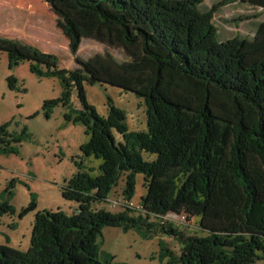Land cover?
<instances>
[{
  "label": "trees",
  "instance_id": "trees-1",
  "mask_svg": "<svg viewBox=\"0 0 264 264\" xmlns=\"http://www.w3.org/2000/svg\"><path fill=\"white\" fill-rule=\"evenodd\" d=\"M203 1L44 0L64 24L73 55L85 38L116 42L140 56L124 70L126 76L112 79L123 87L130 78L141 88L136 96L147 106V130L129 131L126 113L110 98L107 117L100 116L85 92L97 80L56 66L54 55L39 54L50 62L46 71L35 65L32 71L58 79L64 89L60 99L43 104L44 114L50 117L60 105L69 108L77 95L80 109L65 118L83 124L88 141L81 146L82 158L100 160V175L79 170L64 184L63 198L77 203L71 215L38 212L32 196L20 215L37 211L30 247L0 245V264H110L100 260L98 245L106 227L179 241V255L166 249L172 264L264 261V24L252 41L236 36L223 42L212 22L215 9L201 10ZM224 1L264 10V0ZM9 52L11 68L27 58L17 48ZM184 81L197 85L198 93L195 87L184 89ZM8 82L10 89L16 87L14 77ZM203 88L209 92L204 99ZM214 93L226 106L223 111L209 104ZM230 116L237 122L227 120ZM25 136V130L14 135L9 124L1 125L0 155L16 154ZM139 175L146 190L139 209H97L122 177L123 198L134 199ZM10 186L8 200L14 180ZM13 211L9 201L0 203V218ZM171 214L196 220L202 236L186 237L165 220Z\"/></svg>",
  "mask_w": 264,
  "mask_h": 264
},
{
  "label": "rangeland",
  "instance_id": "rangeland-1",
  "mask_svg": "<svg viewBox=\"0 0 264 264\" xmlns=\"http://www.w3.org/2000/svg\"><path fill=\"white\" fill-rule=\"evenodd\" d=\"M224 3V0H204L200 5L201 10L210 12L215 9L212 22L218 31V38L223 42L236 36L243 41L255 39L258 29L264 24V10L240 1ZM63 28L64 24L44 0H0V126L9 124V131L14 135L26 131L16 154L0 156V203L9 201L14 210L12 214L0 218V245L21 251L30 247L36 212L74 213L77 203L63 198L62 187L79 170L99 176L101 165V161L94 157L85 161L82 158L81 146L88 141L83 124L66 121V113L81 106L75 93L69 108L60 105L50 111V117L44 114L43 104L60 99L64 89L58 79L40 78L32 71V65L46 71V63L50 62L39 54L54 55L57 57L56 66L82 72L97 80L95 86H86L85 92L88 102L100 116L107 117L110 98L117 108L126 113L129 131L147 130V106L136 96L141 88L135 85L136 82H130V78L124 88L116 86L117 81L112 79L116 74L121 78L126 76L124 70L137 64L140 56L116 42L85 38L76 55H73ZM12 48H17L27 58L11 68L8 57ZM10 77L17 81L14 89L9 87ZM189 86L195 87L198 93L197 85L184 81V89ZM205 91L200 94L202 99L209 94ZM218 95L212 94L209 104L223 111L226 106ZM172 99L176 100L175 97ZM227 120L237 122L232 116ZM115 138L120 140L117 134ZM143 157L147 159L145 154ZM13 180L14 195L8 200L6 190ZM124 184L125 177H122L107 203L97 205V209L121 212L126 206L122 203ZM143 184V177L137 176L136 193L132 199L136 209L146 195ZM32 196L37 203V211H30L21 217ZM166 218L186 237L202 236L196 220L188 222L182 217L173 219L171 215ZM151 222L157 225L156 220ZM102 233L98 241L100 260H109L110 264H172L173 258L166 249L177 256L182 247L179 241L160 233L146 237L144 231L125 232L122 228L110 227L103 229ZM257 264H264V261L260 260Z\"/></svg>",
  "mask_w": 264,
  "mask_h": 264
},
{
  "label": "built area",
  "instance_id": "built-area-1",
  "mask_svg": "<svg viewBox=\"0 0 264 264\" xmlns=\"http://www.w3.org/2000/svg\"><path fill=\"white\" fill-rule=\"evenodd\" d=\"M122 203L126 204V206H125L126 208H134V209H136L134 207V204H133L132 200L131 201H126V199H123V202ZM139 208H140V206L138 207V209ZM171 218L175 219V218H178V217L171 214Z\"/></svg>",
  "mask_w": 264,
  "mask_h": 264
},
{
  "label": "crops",
  "instance_id": "crops-1",
  "mask_svg": "<svg viewBox=\"0 0 264 264\" xmlns=\"http://www.w3.org/2000/svg\"><path fill=\"white\" fill-rule=\"evenodd\" d=\"M0 156H4V155H0Z\"/></svg>",
  "mask_w": 264,
  "mask_h": 264
}]
</instances>
